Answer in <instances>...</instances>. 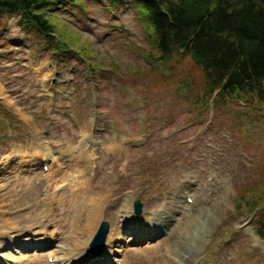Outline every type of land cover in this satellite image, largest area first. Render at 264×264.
I'll use <instances>...</instances> for the list:
<instances>
[{"label":"rangeland","instance_id":"374dc122","mask_svg":"<svg viewBox=\"0 0 264 264\" xmlns=\"http://www.w3.org/2000/svg\"><path fill=\"white\" fill-rule=\"evenodd\" d=\"M44 16L51 38L24 33L17 16L0 20V88L13 103L0 98V167L45 144L54 156L81 148L84 163L91 160L77 185L108 169L112 200L133 195L143 207L136 216L156 217L162 228L136 242L127 233L113 264H264V240L252 224L264 207V104L206 102L192 60H155L160 53L139 3L53 0ZM84 135L96 144L94 156L80 145ZM41 163L17 174L26 190L11 217H31L25 206L35 197L38 212L63 186L77 190L68 171L64 183L48 187ZM59 172L54 164L53 177ZM101 208L91 238L102 221L109 230L122 221L117 205ZM30 243L28 251L2 250L0 261L10 264L12 252L51 263L53 244Z\"/></svg>","mask_w":264,"mask_h":264},{"label":"trees","instance_id":"16d2710c","mask_svg":"<svg viewBox=\"0 0 264 264\" xmlns=\"http://www.w3.org/2000/svg\"><path fill=\"white\" fill-rule=\"evenodd\" d=\"M108 1L114 5L124 0ZM131 1L144 8L160 53L155 60H192L202 70L206 102L250 97L264 104V0ZM52 3L0 0V20L17 16L24 33L51 38L54 27L44 10ZM256 215L254 231L264 240V207Z\"/></svg>","mask_w":264,"mask_h":264},{"label":"bare ground","instance_id":"6f19581e","mask_svg":"<svg viewBox=\"0 0 264 264\" xmlns=\"http://www.w3.org/2000/svg\"><path fill=\"white\" fill-rule=\"evenodd\" d=\"M0 98L6 101L9 106H13V103L8 99V95L2 88H0ZM14 109L19 112L18 108ZM85 138L86 136L84 135L80 145L88 150L91 156H94L96 144L92 138ZM77 150L70 148L66 150L67 154L60 152L59 156H54L51 148L42 144L35 150L33 148L32 153L17 151L20 154L15 155L17 157L15 165L11 164L9 160L8 167H0V179L2 180L0 183V252L4 249L11 250L13 253H16V249L28 251V246L33 247L30 242L34 241L40 245L35 246V249L47 247V243L53 244L54 249L48 254V257H52V261L48 264H92L93 261H95V264H113L115 262L114 259L117 258L118 251L123 250L125 245L129 243L125 237L127 233L132 236L130 240L136 242L139 239H147L162 229L156 217L144 219L132 213L133 195H127L122 202L117 199L112 200L114 190L109 186L111 179L108 169H101L99 180L89 183L93 179L91 178L81 184L78 182L77 185L79 178L86 177L85 169L91 161L88 159L84 163L81 148ZM38 156L42 162L41 166H48L46 173V176L49 177L48 187L53 188L60 182L64 183L69 172L76 180L74 184L77 190L73 191L63 186V193L60 195L49 194L46 197L48 201L36 208L38 212L33 211V205L37 201L35 197L30 201L31 203L25 206L30 211L31 217H11L14 210H20L19 207H21L18 204V195L26 190L24 189L23 181L20 182L19 178H16L17 174L23 170L25 164H28L29 169L32 168L34 162L39 159ZM66 157H69V159L66 160ZM30 158L34 160L30 161ZM48 161L51 163L50 165ZM67 161L73 162L69 163ZM54 164L60 169V172L53 177ZM62 164H65L68 170L66 169L65 171ZM7 169L13 171L14 174L9 176L6 172ZM106 203H113V205L118 206L122 221L113 229H110L111 231L106 237L102 254L98 255L97 252L88 254V239L95 232V227L101 217V207ZM57 206L61 207L60 210L62 211L60 213H58L57 209L59 208ZM46 223L56 228V232L53 230L45 231ZM37 227L43 232L36 229L35 231L32 230ZM58 228L59 231L61 230V233H59L61 235L56 237ZM26 233L30 235L27 238H25ZM45 234H49L50 239H47ZM8 256L10 257L8 261L10 264H43L42 258L38 255L30 254L24 257L23 254L13 255L11 252V255ZM0 264L4 263L0 261Z\"/></svg>","mask_w":264,"mask_h":264},{"label":"water","instance_id":"95a60500","mask_svg":"<svg viewBox=\"0 0 264 264\" xmlns=\"http://www.w3.org/2000/svg\"><path fill=\"white\" fill-rule=\"evenodd\" d=\"M133 212L134 215H140L143 211L142 204L139 200L134 201L133 204ZM97 232L93 235L90 241L89 245V253H98L101 254V251L103 249V246L105 245L106 237L109 233V223L107 221H102L98 229L96 230Z\"/></svg>","mask_w":264,"mask_h":264}]
</instances>
